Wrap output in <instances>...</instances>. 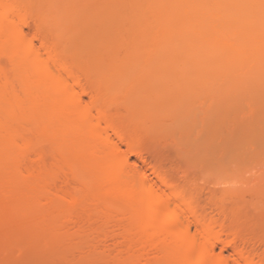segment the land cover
<instances>
[{
	"label": "bare ground",
	"instance_id": "6f19581e",
	"mask_svg": "<svg viewBox=\"0 0 264 264\" xmlns=\"http://www.w3.org/2000/svg\"><path fill=\"white\" fill-rule=\"evenodd\" d=\"M263 52L264 0H0L2 226H33L57 244L86 228L91 250L111 239L114 264H264L260 191L252 218L231 198L239 191L203 204L199 187L150 166L152 181L131 161L148 166L145 133L164 116L175 124L167 113L178 105L164 101L173 85L196 75L194 92L217 83L236 98L260 79ZM261 109L246 101L226 114L244 131Z\"/></svg>",
	"mask_w": 264,
	"mask_h": 264
},
{
	"label": "rangeland",
	"instance_id": "374dc122",
	"mask_svg": "<svg viewBox=\"0 0 264 264\" xmlns=\"http://www.w3.org/2000/svg\"><path fill=\"white\" fill-rule=\"evenodd\" d=\"M259 58H261V60H264V52ZM259 64V67H256V69L257 72H260V79L256 81L252 80L253 82L250 81L248 85L245 84V88L242 87L241 90L237 91L236 98H229V93L227 92V95L226 91H224L223 89L221 90L217 83V86L215 85V83H213L212 85L209 84V86L207 85L211 88H209L210 91H207V89H202L200 87L201 90H199V92H194V89H196L197 86L195 85V82L197 81V79L199 80V77H196V75L189 78L188 81H179V83L177 82L176 85H173H179L177 94L175 91L176 95H171L172 97L169 96L170 98H165L164 101L170 100L176 104V107L178 105L177 109H173L171 112L166 111L168 112V115L169 113H171L170 115L172 116V118L174 117L173 123L175 124H172V122L165 123V121L168 122L172 119L168 117V119H171L168 120L166 119L167 117L164 116L165 118L163 117L164 119L161 120V122L163 121V124L160 122L158 123L157 120L155 124L158 123L160 125L156 126V129L151 133L150 131H147L148 133H150L149 135L148 133H145V137L148 135V138L144 137L143 139L145 140L142 139V141L144 147L145 145L148 146L145 147V149L148 148V152H146L147 154H145V156L147 155L146 158L148 160L146 159V164L149 163L148 166L137 160L134 156L131 157V161H135L137 169L139 168L138 170L144 171V173H146V176L149 177V179H152V181L157 179L150 170V166L159 168L164 174L169 176L172 181L179 183L180 185H183L185 187L190 185L191 189H196L197 187H199L198 190H200L201 192V194H199V199L203 204H205L204 202L208 203L209 198H211L212 196L220 198L224 197L227 191H239L241 192L239 195H232L231 198L239 199L244 203H247V206L252 211V218H254L255 214L253 215L254 210L253 207L249 205V203L255 198V195L251 194V191H260L259 200L261 202V209L258 208V210L255 211V213H257V223L255 222V225L258 235H260V237L262 236L263 238L264 110L261 109L259 110L260 112L258 111L257 115L260 117V119L256 118V120H251L252 122L259 120L258 122L254 123L256 124L254 127L251 126L253 127L252 129H250L251 127L247 125V123H250L247 119L242 121L244 124V129H247V131H243V129H240L242 127L237 129L236 126H233V118L230 117L228 113L226 114V109H230L235 105L237 106L243 104L246 101H249L257 106L264 107V63L261 65ZM210 70L211 71L209 72L207 71L208 74L210 73V75H213L217 72V70H215L214 68ZM218 87L220 88V90ZM216 89H218L219 91L217 92ZM193 96L196 98V100L200 101L193 103V100H195ZM231 96L233 95L231 94ZM174 98L175 101L172 100ZM204 99H206V102H204ZM187 104L190 106L187 107ZM191 107L193 108L192 110L190 109ZM168 109L169 108L165 110ZM194 112L196 113L195 118L192 114ZM227 112H230V110H227ZM221 113H224L223 116L221 115ZM162 114L165 115V113ZM223 118L224 120L226 119V125L230 126V128H228L230 131H228V129L227 131H225L228 126H223L221 127L223 129V133L220 131V133H218L220 136H218L217 128H219L220 126L217 125L220 124L219 121L222 122ZM242 122L240 124H242ZM224 123L221 124L223 125ZM182 124H184V126L181 129L182 126L180 125ZM212 124L215 125L212 126ZM190 125H192L193 127H191ZM207 126L210 127L208 128ZM234 127H236L237 130H235ZM247 127L250 130H248ZM186 128H192L191 133H189L188 129L186 132ZM143 131L146 132L145 129ZM197 133L199 134L197 135ZM247 144L251 145V147L249 148L248 146H245ZM187 181H189V183ZM192 185L194 186L193 188ZM187 188H189V186ZM206 208H208V206ZM206 211L210 215L216 213L215 210L211 208H208ZM257 211H261L260 214ZM2 224L3 223L0 224V264H106V262H108L106 260L110 255L111 256L109 259L111 261L108 259L109 262L107 264L116 263L112 262L114 261L112 259L115 256V254H112L115 253L113 252L115 250L110 251V248L108 251H110L111 253L106 251L108 249V245L111 244V239H107V244L105 243V245L107 246H102L101 244L99 245L100 248L97 247L91 250L90 248H92L93 246L89 247V245H86L88 244L86 241L89 240V242H92V237H94L95 235L92 237L87 236V232H83L86 228H84L83 230H74L79 239H81L82 241L85 240L86 242L85 244L84 242L82 243V248L80 246H77L81 248V252L79 250L76 251L77 249H75L72 245L74 243L71 244L72 240L73 242L75 241L78 243V241L74 240H78V237H73L74 239L69 238L70 240L72 239L71 241H69V239H61L57 244V242L47 241V235H42L38 230L36 231L31 228L33 226L28 227V225L25 226L23 224H20L14 226L11 225L5 228L3 227L4 224L3 226ZM70 228V231H72V227ZM88 229L89 228H87V230ZM5 232L8 234V238H1L2 234ZM86 237H88V239ZM83 238L86 239L83 240ZM15 239L16 241L14 242ZM44 242H46L45 244L50 245L48 246L50 247L49 249L47 247H42V245L47 246L45 244H42ZM81 242L79 241L78 245H80ZM52 245L55 246H53L52 248ZM39 246L44 249L41 250ZM218 246L219 248L217 247V251H220V245ZM16 248H18V250ZM23 249H25V252H23ZM58 249H60V251ZM83 249H85L86 251ZM229 251L230 249L224 252L226 255H229ZM88 253L90 254L86 255ZM56 255L57 258H55ZM59 256H61V258H59ZM112 256L113 258H111Z\"/></svg>",
	"mask_w": 264,
	"mask_h": 264
}]
</instances>
